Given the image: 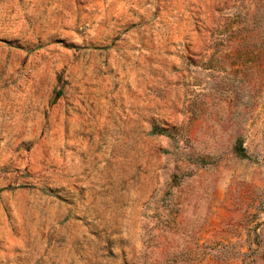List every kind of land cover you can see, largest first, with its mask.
<instances>
[{
    "label": "rangeland",
    "instance_id": "374dc122",
    "mask_svg": "<svg viewBox=\"0 0 264 264\" xmlns=\"http://www.w3.org/2000/svg\"><path fill=\"white\" fill-rule=\"evenodd\" d=\"M0 264H264V0H0Z\"/></svg>",
    "mask_w": 264,
    "mask_h": 264
}]
</instances>
